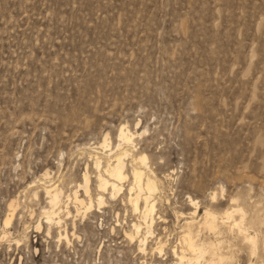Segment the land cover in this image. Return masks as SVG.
Returning <instances> with one entry per match:
<instances>
[{
    "label": "rangeland",
    "instance_id": "1",
    "mask_svg": "<svg viewBox=\"0 0 264 264\" xmlns=\"http://www.w3.org/2000/svg\"><path fill=\"white\" fill-rule=\"evenodd\" d=\"M123 127L160 187L147 237L130 156L119 194L97 188ZM86 173L92 208L48 231L44 189L88 203ZM195 208L242 210L255 249L225 227L196 240L264 264V0H0V264H178Z\"/></svg>",
    "mask_w": 264,
    "mask_h": 264
},
{
    "label": "bare ground",
    "instance_id": "2",
    "mask_svg": "<svg viewBox=\"0 0 264 264\" xmlns=\"http://www.w3.org/2000/svg\"><path fill=\"white\" fill-rule=\"evenodd\" d=\"M133 138L134 134H132L127 128L123 127L119 133L120 145H118L115 152L109 151L108 155L105 157L106 159L104 160L106 161V163L104 162L105 165L101 164L100 159H95V167L98 169L96 179L97 188L100 192H106L109 189L111 198H114L117 194H119L122 189V182L126 179V163L124 162V158L130 156L129 162L131 166L133 184L129 189L128 203L132 207L133 212L138 213L143 221L142 224L144 227L142 228L145 230V232L143 231V236H148L150 234V228L154 220L153 214L155 210V196L158 193L160 187L157 185L158 181L153 178L152 173L146 167V158L144 156L132 154V152L129 150L130 145L133 142ZM105 144L106 139L101 146L105 147ZM89 182L90 179L86 173L83 178V185L80 188L83 189L84 195L88 199V203L79 197L77 191L65 196V200H63L62 193L59 191V189L53 187H46L44 189V193L49 205V209L43 212L48 225V231L50 230L51 225L59 226L62 223L60 217L61 213H64L66 216L70 215L71 212L68 210L69 205L73 204L77 213L80 210L87 212L92 208ZM140 203H142V208L139 206ZM103 204V196L98 195L97 205L100 207ZM9 210L10 214L5 221V226L10 224L15 213L14 203L10 204ZM196 214L197 209L195 208V211L189 216L190 221H186L184 223L182 231L183 245L181 247L180 253L176 251L173 252L179 261L178 264H184V262L187 264H221L228 260L224 256H218L219 254L217 255L215 247L211 243H207L206 241H197V232L196 234L194 233V228L199 230L204 229V231L206 230L212 235L219 234V232L224 227L226 229L228 228L229 231L233 229L235 231L236 229L238 234L243 236V241L248 242L247 244H250L252 250L255 249L256 237H250L247 234V229L243 223L244 218L242 217V210L237 209L231 212L227 210L222 216H218L217 214L206 210L204 211L201 220L199 219V223L195 221ZM235 214L241 215V218L238 222L234 218ZM140 224L132 225L133 232L128 235L130 239H134L139 234H141L142 228ZM225 228L224 230H226ZM146 237H143L139 241L140 247H143ZM59 238H64L65 241L68 242V236L65 231L64 235L59 234ZM206 255H208L207 259L205 258Z\"/></svg>",
    "mask_w": 264,
    "mask_h": 264
}]
</instances>
